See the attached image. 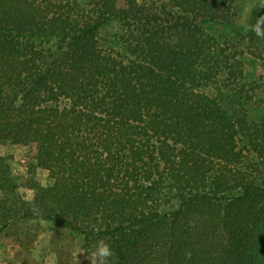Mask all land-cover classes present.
I'll list each match as a JSON object with an SVG mask.
<instances>
[{"label": "trees", "instance_id": "trees-1", "mask_svg": "<svg viewBox=\"0 0 264 264\" xmlns=\"http://www.w3.org/2000/svg\"><path fill=\"white\" fill-rule=\"evenodd\" d=\"M238 1L0 0V147L35 192L0 152V237L39 219L88 264L101 242L105 264H264V0L243 25Z\"/></svg>", "mask_w": 264, "mask_h": 264}, {"label": "rangeland", "instance_id": "rangeland-1", "mask_svg": "<svg viewBox=\"0 0 264 264\" xmlns=\"http://www.w3.org/2000/svg\"><path fill=\"white\" fill-rule=\"evenodd\" d=\"M260 2L261 0H239L235 6L236 22L243 25L253 7ZM202 28L206 34L220 39H230L234 33L228 28L211 23ZM246 67L247 79L264 82V67L253 64L250 59L246 60ZM252 116L259 118L254 113ZM0 152L9 158L12 173L20 185L19 194L25 200H32L35 192L29 186L31 182L27 179L26 169L21 165L27 149L6 143L0 147ZM35 177L43 185L51 183L46 170L39 169ZM178 202L173 199L170 208L174 209ZM81 240L80 236L53 221L35 219L18 222L0 237V264H88L80 247Z\"/></svg>", "mask_w": 264, "mask_h": 264}, {"label": "clouds", "instance_id": "clouds-1", "mask_svg": "<svg viewBox=\"0 0 264 264\" xmlns=\"http://www.w3.org/2000/svg\"><path fill=\"white\" fill-rule=\"evenodd\" d=\"M111 255V250L107 244L101 242L97 249V256L101 261V264H105L107 257Z\"/></svg>", "mask_w": 264, "mask_h": 264}]
</instances>
